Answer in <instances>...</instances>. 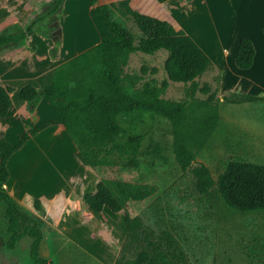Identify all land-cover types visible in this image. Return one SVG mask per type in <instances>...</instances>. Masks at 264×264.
I'll list each match as a JSON object with an SVG mask.
<instances>
[{
  "label": "trees",
  "instance_id": "trees-1",
  "mask_svg": "<svg viewBox=\"0 0 264 264\" xmlns=\"http://www.w3.org/2000/svg\"><path fill=\"white\" fill-rule=\"evenodd\" d=\"M12 1V0H9ZM64 0H51L50 7L35 15L25 29L0 34V50L16 45L33 32L34 22L57 10ZM91 0L89 14L100 17L107 28L94 46L61 63L37 77L36 88L28 84L19 90V97L33 103L38 96H45L56 117L42 121L23 132L16 144L0 136V203L7 218V250H14L23 237H28L32 264H52L38 253L42 237L37 221H31L24 212L16 211L4 184L9 172V157L19 150L30 136L52 124L61 123L77 150L87 163L96 168L117 165L127 168L141 151L142 142L151 130L154 119L164 118L171 124L174 161L186 171L201 152L215 130L218 115V88L211 91L208 84L198 86L196 78L208 70L210 57L184 30L175 29L169 22L142 14L129 5V0H118L96 5ZM123 19L131 20L140 32L138 42L125 26ZM167 51L164 59L166 79L158 84L153 78L143 80L147 67L138 75H123L122 68L130 53L140 51L154 54ZM255 48L247 37L238 41L234 62L240 69L253 64ZM154 73L155 67L151 69ZM128 79L129 86L124 82ZM168 80L189 83L191 98L169 101L162 97ZM219 81V75L216 76ZM207 94L203 100L194 98L196 90ZM10 86L0 85V117H5L11 106ZM226 101L253 100L248 95H233ZM243 159L240 157L233 158ZM229 160L216 181L205 164L200 165L204 175L197 178L194 188L208 199L221 195L225 205L236 212L252 213L264 210V165ZM157 190L155 185L121 178H100L94 191L84 195V202L94 213L105 208L116 213L123 211L126 234L121 244L120 256L113 264H187V259L175 238L163 231L152 239L142 228L141 219L130 216L126 210L129 201L144 200ZM36 206L39 202L36 201ZM31 218V217H30ZM23 222V223H22ZM31 222L33 224H31ZM132 255V256H131Z\"/></svg>",
  "mask_w": 264,
  "mask_h": 264
},
{
  "label": "crops",
  "instance_id": "crops-1",
  "mask_svg": "<svg viewBox=\"0 0 264 264\" xmlns=\"http://www.w3.org/2000/svg\"><path fill=\"white\" fill-rule=\"evenodd\" d=\"M69 1L64 0L56 11L34 22L32 34L23 41L0 50V85L12 88L11 106L7 115L0 117V136L11 144H16L23 132L38 123L56 117L45 96L40 95L31 103L19 97V90L28 84L38 88L37 77L86 50L68 52L62 45V15L71 6ZM113 1L118 0H96L95 4ZM86 3V13L90 18H96L89 14L91 0ZM129 5L142 14L165 20L175 29L184 30L210 57L212 65L205 72L217 70L221 105L215 130L203 148L220 128L222 106L232 111L243 108L244 114H247L245 109L251 107L248 111L258 115L252 118L254 139L246 143V149L253 157L231 161L264 165L258 161L264 153V0H129ZM10 7L17 9L16 12L6 11ZM23 10L24 0H12L9 6L0 7V34L25 28L29 12L23 15ZM199 11L207 25L200 31L193 14ZM101 33L88 48L100 41ZM32 35L44 38L45 45H30ZM241 37L249 38L255 48L253 64L248 69H240L234 62ZM228 79L232 84L225 86ZM236 94L255 99L240 102L223 99ZM7 169L9 177L4 187L15 210L28 213L38 222L36 226L42 235L38 244L39 255L52 264H71L53 260L52 251L62 247L54 244L56 239L71 242L67 249L86 252L89 259L80 254L84 263L90 260L93 252L99 262L109 259L108 264L114 263L126 234L124 215L121 211L113 213L106 208L94 213L87 208L84 195L95 190L102 169L87 163L61 123L47 126L30 136L9 157ZM48 233H52L51 238ZM23 240L28 241L23 237L18 247ZM26 252L29 250H0V264H32L30 257L28 260L21 258Z\"/></svg>",
  "mask_w": 264,
  "mask_h": 264
},
{
  "label": "rangeland",
  "instance_id": "rangeland-1",
  "mask_svg": "<svg viewBox=\"0 0 264 264\" xmlns=\"http://www.w3.org/2000/svg\"><path fill=\"white\" fill-rule=\"evenodd\" d=\"M50 1L24 0L25 10L22 12L23 15L29 12L27 23L31 24L36 14L48 9ZM11 2L0 0V7L2 5L9 6ZM86 2L88 0H70L68 4L71 6L62 15L63 33L60 39L68 52L87 49L97 35L99 36L102 31L107 33L106 25L100 17L90 18L86 13ZM16 10L14 7L6 9L12 13ZM193 14L196 15L194 23L198 25L199 31L206 29L207 25L202 12ZM123 22L133 33L135 43H137L140 36L137 27L131 20L123 19ZM29 43L30 45H45L46 40L38 35H32ZM166 56V51L163 49L154 54L140 51L130 53L127 64L122 68V77L127 74L138 75L144 66L148 68V71L143 75L144 79L138 81V86L144 80L152 78L160 84L163 79L167 78L163 66ZM31 57L33 59V56ZM153 67L157 69L154 73L151 71ZM217 75L216 69H210L197 77L196 81L199 87L205 83L208 84L211 91L218 88L217 97L221 98L220 83L216 80ZM168 83V87L162 94L164 99L184 101L191 98L189 83L173 81ZM231 84L232 81L228 79L225 86ZM124 85L129 86L128 79L125 80ZM206 97L207 94L199 89L194 94V98L198 100H203ZM235 98L233 95L229 96V100ZM223 99L226 100L225 97ZM219 105H221L220 100L218 107ZM249 108L245 109L247 114H244L243 108L232 111L227 106H222L220 128L186 171L180 170L174 161L170 122L158 117L154 119L151 130L146 134L140 153L135 159L126 163L129 164L126 169L121 167L125 166L122 162L101 168V178H121L157 187L156 192L146 199L129 201L126 204V210L130 216H137L141 219L142 228L150 238L157 239L163 231H168L185 254L187 264H264V211L236 212L225 205L220 194L214 193L208 199L194 188L197 178L204 175L203 171L199 169L201 164L210 168L216 181V184L213 185L215 190L218 188L219 174L224 170L229 160L237 157L252 159V153L246 149L248 147L246 143L252 142L254 139L255 128L252 118L258 115L249 112ZM260 157L258 161L264 162V153ZM76 205L78 204L76 203ZM4 209V205L0 203V250L6 251L5 243L8 232ZM121 212L123 213V211ZM25 215L31 221L36 222L33 216L28 213ZM48 234L51 238L52 233ZM55 235L56 232L53 230V236ZM26 239L28 241L20 242V248L16 247L19 251L28 250L30 239L28 237ZM54 244L62 245L61 249L52 251L55 262L108 264L109 259L103 260V263L99 262L93 251V255L90 253L92 255L90 260L84 263V258L80 254L86 255L87 259H89V255L83 250L77 252L74 249H67L71 247V242L56 241L55 239ZM120 252L117 258L120 256ZM23 257L28 260L29 253L26 252L25 256H21V258Z\"/></svg>",
  "mask_w": 264,
  "mask_h": 264
}]
</instances>
